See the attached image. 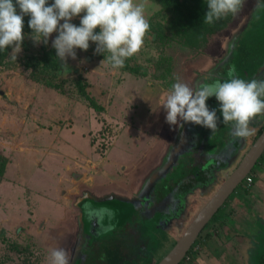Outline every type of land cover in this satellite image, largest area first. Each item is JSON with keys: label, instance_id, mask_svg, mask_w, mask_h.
Here are the masks:
<instances>
[{"label": "rangeland", "instance_id": "rangeland-1", "mask_svg": "<svg viewBox=\"0 0 264 264\" xmlns=\"http://www.w3.org/2000/svg\"><path fill=\"white\" fill-rule=\"evenodd\" d=\"M256 1L245 0L238 15H229L221 29L202 40L188 25L189 8L180 0H135L145 5L150 29L140 52L120 69L101 65L105 57L95 54L91 41L88 51L77 49V58L62 66L52 47L58 33L47 45H37L30 38V18L24 20L25 38L16 61L9 56L10 47L0 52V153L7 158L0 178V264H49L54 248L64 249L71 261L79 231L75 201L83 191L127 195L143 185L145 176L165 168V158L156 166L171 127L162 105L175 77L193 88L199 75L218 71L230 60L239 64L238 33ZM71 22L79 26L80 17ZM44 55L49 66L39 61ZM250 63L255 77L263 73L264 52ZM81 87L95 105L80 93ZM127 155L130 161L123 162ZM175 163L160 174L162 179L171 177ZM215 190L195 196L194 207ZM229 200L206 231L210 239H202L197 256L184 264H255L258 219L264 218V172ZM197 213L192 209L168 227L159 261ZM147 232L158 242L155 233Z\"/></svg>", "mask_w": 264, "mask_h": 264}, {"label": "flooded vegetation", "instance_id": "flooded-vegetation-1", "mask_svg": "<svg viewBox=\"0 0 264 264\" xmlns=\"http://www.w3.org/2000/svg\"><path fill=\"white\" fill-rule=\"evenodd\" d=\"M233 67L235 75L245 81L264 79V70L255 77L250 66L230 60L223 63L218 71L210 70L196 77L193 89L199 88L202 84H213L217 80L229 79L228 73ZM206 105L210 110L217 109V115L221 120L214 135L211 130L192 123H185L183 130L178 127L173 130V127H170L166 129L167 131L165 130L162 149L165 151L163 154L165 168L163 166L159 169L158 162L160 161L156 162L158 169L150 173L149 177L145 176L146 181L143 185L134 187L127 195L113 192L103 194V196H94L86 192L76 199L75 206L79 211V231L76 237L77 247L75 252H72L70 264H157L159 262V250L160 248L162 250L161 244L164 243L168 227L192 209L200 212L237 169L264 130V114H258L251 121V126L256 129L255 134L247 139H234L230 135L231 125L222 123V114L218 111L217 99L210 97ZM181 131L187 142L180 137ZM179 143H183V147L178 145ZM176 158H181L182 161L177 162ZM172 161L176 162L175 170L170 178L162 179L160 174L163 171H169ZM255 168L257 170L254 172ZM261 172H264V152L245 179L251 176L252 183L256 182ZM245 179L238 184L233 193L236 190L244 191ZM215 187V193L203 205L195 208L192 199L195 196L210 195ZM230 196L200 232L193 246H199L202 239L204 241L210 239L211 234H207L206 231L210 229L213 222L221 218V214L230 203ZM92 207L97 211L110 209L115 213L114 217H109L106 213L96 215L99 222L115 226L97 239L89 233L90 230L86 226L89 209ZM134 219L135 222H133ZM258 220V233L255 236L258 242V252L255 264H260L259 258L263 249L261 234L264 231V218ZM147 229L159 237L158 242L152 241L147 235ZM203 236L206 237L203 238ZM178 240L174 241V245ZM156 243L159 244L158 248L155 247ZM184 261L181 264H184Z\"/></svg>", "mask_w": 264, "mask_h": 264}, {"label": "clouds", "instance_id": "clouds-1", "mask_svg": "<svg viewBox=\"0 0 264 264\" xmlns=\"http://www.w3.org/2000/svg\"><path fill=\"white\" fill-rule=\"evenodd\" d=\"M244 2L205 0L207 12L203 22L212 25L229 15L236 16ZM144 9L145 5L135 0H54L51 4L49 0H0V52L10 47L9 56L16 61L25 38L23 17L28 15V26L32 30L30 38L35 44L47 45L52 34L58 33L52 47L62 66H68V58H77V49L88 51L91 41L96 45L95 54L105 57L101 65L108 63L113 69H120L127 59L140 52L144 44L150 29ZM82 12L85 15L81 16ZM76 17H80L79 26L71 22ZM228 77L193 89L176 76L162 105L166 123L173 130L176 127L183 130L185 123H192L211 130L214 135L221 120L217 109L210 110L206 101L215 97L222 123L231 125L230 135L234 139L253 136L256 129L251 126V121L258 114H264V79L245 81L235 75L234 67ZM180 137L187 142L183 131ZM101 213L109 217L115 215L110 209H101L90 210L89 216ZM48 262L70 264L68 254L62 248L51 249Z\"/></svg>", "mask_w": 264, "mask_h": 264}, {"label": "water", "instance_id": "water-1", "mask_svg": "<svg viewBox=\"0 0 264 264\" xmlns=\"http://www.w3.org/2000/svg\"><path fill=\"white\" fill-rule=\"evenodd\" d=\"M83 14L85 15V13ZM263 152L264 130L237 169L228 177V179L223 183V185L213 195L208 203L200 210L198 215L189 224L183 235L176 242L170 252L157 264H181V262L184 261L200 232L217 213L219 208L225 203L227 198L233 193L238 184L245 179L246 175L256 164ZM90 210H94V207L90 208L89 211ZM86 226H88L90 230L89 233L93 235L95 239L99 238L101 235L110 231L111 228L115 227L110 223L106 224L102 223L101 221L99 222L96 215L89 216V214Z\"/></svg>", "mask_w": 264, "mask_h": 264}, {"label": "trees", "instance_id": "trees-1", "mask_svg": "<svg viewBox=\"0 0 264 264\" xmlns=\"http://www.w3.org/2000/svg\"><path fill=\"white\" fill-rule=\"evenodd\" d=\"M15 2V0H14ZM180 3L186 5L189 8V23L190 27H193L197 33V38L200 35L202 40H205V36L213 34L216 30L223 27V23L226 19H222L212 25L206 24L203 22V17L207 12V7L205 0H180ZM17 12L19 13V8L17 6ZM30 16L25 15L23 20L29 19ZM256 18L260 19L259 25L252 24V21ZM221 23V25L219 24ZM257 28V29H256ZM200 30V31H199ZM238 38L241 37L239 42L238 52L240 54V63L241 65H250L252 59H259V56L264 52V0H257L256 3L252 6L250 15L245 23V26L238 33ZM198 40V39H197ZM235 48V50L237 49ZM248 59V60H247ZM43 65L49 66L48 58L46 55L39 59ZM246 61V62H245ZM249 61V62H247ZM135 72V71H132ZM80 93L93 105H95L92 98L85 92L83 87L80 89ZM7 165V158L0 153V178L5 173ZM264 229V228H263ZM261 242L263 244L262 255L260 256V264H264V231L261 234ZM197 252L192 253V256H196Z\"/></svg>", "mask_w": 264, "mask_h": 264}, {"label": "crops", "instance_id": "crops-1", "mask_svg": "<svg viewBox=\"0 0 264 264\" xmlns=\"http://www.w3.org/2000/svg\"><path fill=\"white\" fill-rule=\"evenodd\" d=\"M155 100H156V99H155ZM160 100H161V97H160V99L157 98V102H158V103H160ZM158 105H160V104H158ZM164 140H165V137H164L163 140H162V149H163V146H164V142H163ZM116 146H117V144L115 145V147H116ZM150 146H151V145L148 144L147 147H146V149L149 147L148 149L150 150V149L152 148V147H150ZM164 153H165V151H163V150L160 152V155H158V157H157V161H156V162H158V161H160V163L162 162V160H163V156H164L163 154H164ZM124 158H125V160H123V162H129V161H130V158H129L128 155H127L126 157H124ZM119 160H120V159H119ZM120 161H121V160H120ZM160 163L158 162V164H160ZM153 170H154V169H153ZM156 170H157V169H156ZM156 170H154V171H156ZM154 171H153V172H154ZM153 172H152V173H153ZM152 173H151V174H152ZM100 176H102V175H100ZM172 177H173V176H172ZM101 178H102V177H100V179H101ZM244 183H245V182H244ZM86 192H87V193H91V194H93L94 196H98L97 194L92 193V191H83L82 193H86ZM99 196H103V194H102V195H99Z\"/></svg>", "mask_w": 264, "mask_h": 264}, {"label": "built area", "instance_id": "built-area-1", "mask_svg": "<svg viewBox=\"0 0 264 264\" xmlns=\"http://www.w3.org/2000/svg\"><path fill=\"white\" fill-rule=\"evenodd\" d=\"M252 183V177L251 176H248L246 179H245V184L246 185H250ZM197 248H198V245H194L192 246V248L190 249V251L188 252L187 256H186V259H190L192 257V253H195L197 252Z\"/></svg>", "mask_w": 264, "mask_h": 264}]
</instances>
